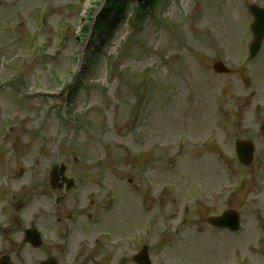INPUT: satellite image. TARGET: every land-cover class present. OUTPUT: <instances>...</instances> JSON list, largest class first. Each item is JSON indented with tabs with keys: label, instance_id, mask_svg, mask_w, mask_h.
<instances>
[{
	"label": "rangeland",
	"instance_id": "1",
	"mask_svg": "<svg viewBox=\"0 0 264 264\" xmlns=\"http://www.w3.org/2000/svg\"><path fill=\"white\" fill-rule=\"evenodd\" d=\"M92 1L97 2L0 0V132L8 124L14 129L9 147L15 149L16 171L24 170L16 190L26 185L22 198L31 200L23 214L40 221L38 214L59 196L46 192L44 182L53 166L64 163L66 176L76 180L83 174L92 182L79 181L63 203L83 207L85 214H106L98 227L124 244L100 242L93 254L92 245L84 251L85 263L135 264L133 256L147 245L151 264H264V107L258 106L264 103V46L246 63L248 6L264 7V0H165L161 24L145 16L133 36V7L148 8L147 0H119L122 14L109 11L116 21L110 22L103 49L89 47L88 36L77 38L84 23L92 28L83 18L99 13L98 8L90 13ZM124 41L128 51L120 57ZM85 58L92 66L83 73ZM217 61L240 75L217 76L212 70ZM67 83L76 88L70 99L62 89ZM54 88L56 97L22 95ZM43 105L55 107L45 115ZM180 132L193 144L175 155L171 141ZM235 136L255 141V160L247 168L234 157ZM169 183L175 185L171 191L164 189ZM110 188L117 195L106 211ZM129 189L145 198L149 211ZM228 208L241 216L237 235L206 224ZM147 216L151 233L124 243ZM81 223L74 224L77 233H83Z\"/></svg>",
	"mask_w": 264,
	"mask_h": 264
},
{
	"label": "flooded vegetation",
	"instance_id": "2",
	"mask_svg": "<svg viewBox=\"0 0 264 264\" xmlns=\"http://www.w3.org/2000/svg\"><path fill=\"white\" fill-rule=\"evenodd\" d=\"M15 215L16 214H0V258L4 256L8 257L9 262L11 264H13V262L15 261V251H16L15 249V246H16V243H15V231H16ZM1 251L6 252V253H2Z\"/></svg>",
	"mask_w": 264,
	"mask_h": 264
},
{
	"label": "water",
	"instance_id": "3",
	"mask_svg": "<svg viewBox=\"0 0 264 264\" xmlns=\"http://www.w3.org/2000/svg\"><path fill=\"white\" fill-rule=\"evenodd\" d=\"M257 35H258V38H260L261 37V35H262V30H260V29H258L257 30ZM260 39H258L257 41H259ZM257 44H259V43H256L255 44V46H254V49L256 50L257 49ZM216 68L218 69V70H221L222 68H221V66H216ZM248 161H249V159H248ZM63 169H61V171H62ZM235 217L237 218V215H235ZM227 222H229V226H230V228H232V229H236L237 228V226H236V219L235 218H232V219H228V216L227 215H225V216H223L222 218H213V219H210L209 220V223L210 224H212V225H215V226H220V227H224L225 225H226V223Z\"/></svg>",
	"mask_w": 264,
	"mask_h": 264
},
{
	"label": "bare ground",
	"instance_id": "4",
	"mask_svg": "<svg viewBox=\"0 0 264 264\" xmlns=\"http://www.w3.org/2000/svg\"><path fill=\"white\" fill-rule=\"evenodd\" d=\"M237 1H238V0H233V2H235V3H236Z\"/></svg>",
	"mask_w": 264,
	"mask_h": 264
}]
</instances>
